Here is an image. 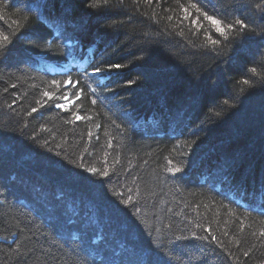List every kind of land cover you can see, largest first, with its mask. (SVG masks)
<instances>
[{
  "label": "trees",
  "instance_id": "trees-1",
  "mask_svg": "<svg viewBox=\"0 0 264 264\" xmlns=\"http://www.w3.org/2000/svg\"><path fill=\"white\" fill-rule=\"evenodd\" d=\"M3 36L0 264H264V0H0Z\"/></svg>",
  "mask_w": 264,
  "mask_h": 264
},
{
  "label": "snow or ice",
  "instance_id": "snow-or-ice-1",
  "mask_svg": "<svg viewBox=\"0 0 264 264\" xmlns=\"http://www.w3.org/2000/svg\"><path fill=\"white\" fill-rule=\"evenodd\" d=\"M99 2V0H97V3ZM105 2H106V0H105ZM195 6V5H194ZM198 11H199V9H197ZM204 17L207 19V20H209V21H211L212 22V24L215 26V30L217 31V32H219V33H221V34H225V29L223 28V27H221L220 26V21L219 20H217V19H215L213 16H209L206 12L204 13ZM235 25H238V26H240L241 28H246L247 26L244 24V21H242V20H240V19H237V20H235ZM234 27V25L232 24V23H229L228 25H227V28L228 29H232ZM8 40V37L7 36H3L2 37V40H0V46H3V43H2V41H7ZM212 43H219V41H212ZM112 67H114V68H116V69H119V68H121L122 66L121 65H119V64H116V65H110L109 66V69H107V70H105V69H101V68H95L94 69V72H105V71H110V69L112 68ZM253 72L255 71V69H253L252 70ZM53 83L54 84H57L58 82H56V81H53ZM129 83H132V81H129ZM245 83H247V81H245ZM65 84H71V81H65ZM44 95L45 96H50L51 94L50 93H48V92H45L44 93ZM65 99H67L66 97H65ZM60 107H64V105H59ZM33 111H36V109H33ZM80 117H77V119H79ZM89 171H91V172H97L98 170L97 169H95V168H90L89 169ZM100 175H107V173L106 172H101L100 173Z\"/></svg>",
  "mask_w": 264,
  "mask_h": 264
}]
</instances>
